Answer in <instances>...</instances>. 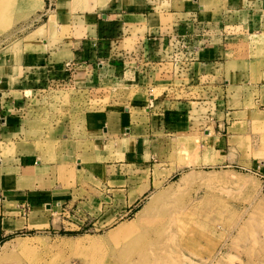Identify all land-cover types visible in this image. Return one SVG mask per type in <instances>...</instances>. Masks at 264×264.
Listing matches in <instances>:
<instances>
[{"label": "crops", "instance_id": "0c3cea01", "mask_svg": "<svg viewBox=\"0 0 264 264\" xmlns=\"http://www.w3.org/2000/svg\"><path fill=\"white\" fill-rule=\"evenodd\" d=\"M33 1L0 0L1 241L76 227L69 221L82 217L106 227L118 207L131 209L163 187L166 175L151 160L180 134L168 127L194 103L175 89L154 94L177 38L186 90L207 109L183 135H199L204 163L264 173V133H251L264 119V57L256 52L264 0H53L49 9ZM21 29L28 31L14 38ZM115 79L126 83L127 99L83 112L76 132L63 120L48 141L37 133L31 111L58 105L68 87L93 92Z\"/></svg>", "mask_w": 264, "mask_h": 264}, {"label": "rangeland", "instance_id": "374dc122", "mask_svg": "<svg viewBox=\"0 0 264 264\" xmlns=\"http://www.w3.org/2000/svg\"><path fill=\"white\" fill-rule=\"evenodd\" d=\"M45 2L46 9L53 4V0ZM45 19L42 17L39 22ZM27 31L19 30L14 38ZM41 32L28 36L26 47L34 45V37ZM177 40L173 41L177 46L171 52L167 51L166 56L170 58L166 62L171 65L163 68L162 78L158 76L156 79L154 94L159 96L175 89L179 98L173 97L194 103L188 102L187 114L179 117V113L178 124L168 127L180 134L166 138L160 144L158 158L151 160V164L158 165L160 173L166 175V181L155 194L157 202L149 214L143 219L136 216L154 196L150 192L131 209L118 207L117 218L106 227L99 228L95 221L89 224L90 219L83 220L82 217L80 225L69 221L78 229L77 226L66 224L64 227L61 224L55 230L33 235L19 233L10 241L0 240V264H264V173L249 168L245 163L235 162L224 167L200 161L199 135H183L181 129L190 123L197 127L204 121L207 109L198 104L200 100L193 99L196 90H186L189 84L183 80L187 74L183 68L184 58L174 57L183 52L184 39ZM256 42L257 54L264 57V35ZM180 74L182 80H179ZM125 85L115 79L112 83L102 82L103 90L93 92L64 87L69 93L58 105L40 107L35 114L30 112L38 121L37 133L43 136L46 133L43 138L48 141L54 128L61 126L63 120L69 121L71 130L76 132L78 118L83 112L103 110L99 104L127 99ZM60 86L54 90L63 88ZM99 93L100 99L96 98ZM260 124H252V136L264 133V119ZM208 136L205 135L206 138ZM252 139L247 146H252ZM168 196L169 201L166 200ZM164 206L168 208L166 211ZM61 214L59 217L67 221V213L64 217Z\"/></svg>", "mask_w": 264, "mask_h": 264}, {"label": "bare ground", "instance_id": "6f19581e", "mask_svg": "<svg viewBox=\"0 0 264 264\" xmlns=\"http://www.w3.org/2000/svg\"><path fill=\"white\" fill-rule=\"evenodd\" d=\"M184 178H186V177H184ZM180 179H181V178H180ZM180 179H179V180H180ZM180 182H181V181H180ZM185 183H186V182H185ZM161 185H162L161 182H159V184H156V185H155V193H154V196L150 199V202L148 203V205L145 206L141 211H139V212L136 214L137 217H140L141 219H143V218L145 217V215L149 214L152 205H154L155 201L157 202V200H155L154 197H155V194H157V192L159 191ZM172 189H173V188H172ZM166 200H167V201L170 200L169 196H168V198H166ZM164 208H165V206H164ZM164 208H163V210H164ZM167 209H168V208H165L164 211H166ZM157 220H158V219H157ZM156 222H157V221H155L154 225H156ZM152 224H153V223H152Z\"/></svg>", "mask_w": 264, "mask_h": 264}]
</instances>
